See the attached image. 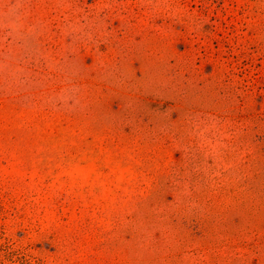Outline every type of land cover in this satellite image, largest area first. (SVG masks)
I'll list each match as a JSON object with an SVG mask.
<instances>
[{"label": "rangeland", "instance_id": "374dc122", "mask_svg": "<svg viewBox=\"0 0 264 264\" xmlns=\"http://www.w3.org/2000/svg\"><path fill=\"white\" fill-rule=\"evenodd\" d=\"M0 264H264V0H0Z\"/></svg>", "mask_w": 264, "mask_h": 264}]
</instances>
